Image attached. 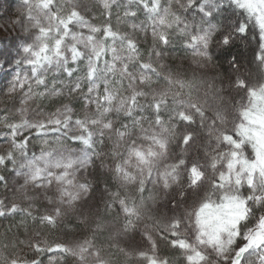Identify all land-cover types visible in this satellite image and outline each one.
I'll return each mask as SVG.
<instances>
[{"label": "trees", "instance_id": "trees-1", "mask_svg": "<svg viewBox=\"0 0 264 264\" xmlns=\"http://www.w3.org/2000/svg\"><path fill=\"white\" fill-rule=\"evenodd\" d=\"M27 2L28 0H0V20H2L0 21V43L2 44L0 64H5L6 61L15 58L16 54H12L11 50L15 49L17 52L15 45L21 41L34 51L47 54L57 60L61 59L59 61L63 62L65 59L59 56L58 45L62 43V37L69 31L97 36L94 37L95 41L102 40L103 46L97 55L93 56L82 45L75 44L69 47L72 55L66 60L69 67L76 66L78 69L73 73V81L76 82V78L79 77V89L73 91L74 84L64 86L57 84V89L63 87L61 95L46 94L43 97L37 95L27 108L32 118L31 121L45 119L49 113L56 112L64 105L72 109L74 120L83 118L85 123L87 119L99 117L101 110H96L94 105L86 108L85 103L91 99L90 88L93 76L99 77V88L101 95H104L106 87L105 78H103L106 71L104 67H108L112 61L115 48L118 50L120 46L132 44L127 43V31L125 32L124 28H120L115 23L116 15L111 11L98 13L103 27L99 33L89 34L87 30L79 28L74 21L83 15L89 16L91 11L97 9L92 7L88 13H82L80 6L83 7V5H79L69 16L72 18L70 23L66 24L60 19L55 20L56 25L53 31L56 35H53L52 30L48 32L42 28L33 27L29 23L31 11L25 6ZM10 3L24 5L14 10ZM202 3L203 0H200L190 8L183 10L186 18H182L180 24L184 26L194 18L199 20L201 15L196 11V6ZM41 4L48 9L50 5L53 14H56L55 0H35L34 8ZM154 4L151 0H134L133 5L139 8L143 5L144 7L140 10L144 8L145 12L150 10L149 13L152 14ZM239 9L241 7L237 6V10L233 11L229 6V0H225L221 14L222 24L210 39L208 58L210 67L208 66L207 70L193 68L194 59L190 53L188 37L186 39L184 35L176 34L177 30L170 32L167 46H165L166 48L173 47V53L164 57L162 67L157 66L154 55L161 48V44L156 41L151 32L147 31V34H139L135 37L133 45L137 58L134 59L131 67L153 71L155 77L153 78V75L147 82L139 84V88L134 89L129 86V80L126 78H117L111 83V90L115 93L119 105H114V109L106 116L114 129V134L113 132L106 134L108 132L104 129L103 131L106 132L104 136L114 137L115 132L116 134L118 132L135 134L143 130V127L153 125L156 121L169 128L176 126L172 132L170 131L169 145L171 146L168 149L174 171L180 174L179 182L168 193L175 204L174 208L183 202L193 203L197 200L204 191V181L213 177L208 171L207 153L208 146L213 143L209 129L216 128L212 119L215 114L219 113L226 117L227 124L222 127L226 133L224 139L239 142L247 152L248 158H255L253 146L238 135L235 124L241 117V112H238L240 105L250 96L252 87H262L261 94L264 96L262 92L264 90V60L258 59V42L253 39L256 29L252 23H249L250 31L246 37L235 36L227 49L219 44L221 35L226 29L244 19L246 13L250 15L245 9L242 8L243 11ZM142 14L145 13L142 12ZM5 18L8 19L5 20ZM94 23L96 24L95 21ZM40 37L53 44L44 43L43 47L37 48V39ZM233 56L239 61L238 65L231 63L230 58ZM73 57H76L75 65ZM56 62L47 67L54 68ZM89 63H91V70H89ZM13 68L14 64L8 63L0 69V73L4 70L5 72L12 71ZM47 79L48 87L51 89V81L57 77H54L50 70ZM172 79L176 83H172ZM163 80L166 82L170 80L172 95L158 100L153 90L161 87ZM242 84H247L248 87L244 88ZM42 89L43 87H38L39 91ZM134 92L139 94L135 95ZM201 95L204 96L205 101L202 104L192 105L191 109L185 108L184 103L179 101L180 98L184 101L194 98L196 101ZM16 100L17 96H14L9 104L15 103ZM8 106L7 104L3 106L6 114ZM4 112L5 110L0 113V118L4 121L0 127V133L7 132L9 124H22L27 120H16L18 117L16 112L7 116ZM90 129L93 132L94 128ZM64 131L66 135L62 136L59 133H53L47 143L33 139L24 151L13 148L10 142H5L6 138H0V155L7 156L11 152L15 159L14 166L9 164L7 168L0 167V177L6 178V180H0V214L5 219L3 229H0V264H78L66 248L73 242L81 240L89 241L101 254H106L112 264H144V259L127 258L121 249L125 247L127 252L137 254L135 250L138 247L140 250L139 245L143 239L138 230L140 231L143 227H147L148 230L154 228L163 234V229L160 230L156 224L157 219L162 217L155 205L158 191L142 181H137L130 187L125 185L127 183L120 178L118 168L116 169L122 161L120 157L124 152V144L116 143L105 136L106 139L102 146H98L97 143L91 145L94 158L82 175L87 186V194L74 208L63 211L64 219L62 220H59V217L52 219L49 216L50 206L44 201L41 191L34 187L17 189L16 174L23 166L21 160L18 159L19 156L32 158L37 155V152L46 148L52 151L55 148L71 145L74 143L69 139L72 135L68 134L66 129ZM53 135L60 136V140L50 141ZM16 139L20 140L22 137ZM191 166H199L202 169L204 172L202 180L195 181L190 175ZM259 183L256 194L260 193L264 197V170ZM246 194V190L242 189V196L245 197ZM141 199L146 201L145 209L142 211L138 209V206H134ZM247 206L253 209L255 217L264 213V207L255 206L253 200H247ZM127 207H134V213H129V211L124 213L123 209ZM255 217L249 221V225ZM117 229L128 231V235L125 238L116 236ZM238 245V241L230 245L228 251L230 257L235 254L234 249ZM55 249H59L62 257L47 261L56 252ZM170 254L172 262L184 264V260H181L177 253ZM248 264H256V257H249Z\"/></svg>", "mask_w": 264, "mask_h": 264}, {"label": "rangeland", "instance_id": "rangeland-1", "mask_svg": "<svg viewBox=\"0 0 264 264\" xmlns=\"http://www.w3.org/2000/svg\"><path fill=\"white\" fill-rule=\"evenodd\" d=\"M151 1L155 3L152 14L149 13L150 10L147 12L144 8L140 10L141 7H144L143 5H140V8L139 6L136 7L137 5L134 6V0H55L56 14H53L54 12L46 6L37 5L34 8L35 0H31V2L28 0L25 5L31 11L29 23L33 27L42 28L48 32L52 30L53 35H56V32L53 31V27L56 25L55 20L60 19L66 24L70 23L72 18L69 16L79 5H83V7L80 6L82 13H88L92 7L97 9L91 11L89 16L83 15L74 21L79 28L87 30L89 34H97L103 27V22L100 21L98 13L103 14L112 11L116 15L115 23L120 28H124L125 32L127 31V43H132L120 46L118 50L116 48L113 50L114 54H111L112 61L108 64V67H104V71L106 68L103 77L106 85L104 95H101L102 92L99 88V77L93 76L90 88L91 99L85 102L86 108H89V105H94L96 110H101V115L87 119L85 123L83 118L72 119V109L70 113L65 115L64 119L70 121L71 128L70 131L67 130V133L77 137L78 143L55 148L52 151L46 148L36 153V157L44 152L52 159L64 158L66 161H71V166L54 167L50 169V173L35 175L34 170L28 165L31 158L22 155L18 158L23 166L21 171L16 174L17 189L23 190L24 188L34 187L41 191L44 201L50 206L49 216L52 219L58 217L59 220L64 219L63 211L74 208L87 194V186L82 175L94 158L91 145L97 143L98 146H102L105 139L109 137L105 135L107 136L105 138L104 134L106 132L104 131L109 134L114 130L106 117L114 109V105H119L115 93L111 90L112 81L117 78H126L129 80V86L134 89L139 88V84L147 82L154 75L153 71L131 67L134 59L137 58L133 45L137 35H144L149 31L156 41L161 44V48L154 55L157 66L162 67L164 57L173 53V47L166 48L167 44L162 42V38L166 37L168 39L170 32L173 30H177L176 34L180 33L186 39L188 37L190 53L194 59L193 68L205 71L210 65L208 60L210 56L209 43L214 32L222 24L221 15L213 18L215 20V24L212 26L214 30L209 36L207 46H205L199 40L194 39V37L209 31V26L202 17L199 20L194 18L184 26L180 24L182 18H186L182 11L190 8L200 0ZM203 3H205V0H203ZM10 5L14 10H17L23 7L24 4L10 3ZM237 6L245 9L250 15L254 14L257 24L264 25V0H239ZM150 8L152 7L150 6ZM142 12L145 14L143 15ZM0 21L2 22V20ZM217 25H219L218 28ZM94 37L84 32H67L62 37V43L58 45L59 56L62 59H70L72 54L69 47L75 44L82 45L90 51L92 56L97 55V52L103 46L102 40L95 41L97 36ZM92 38L94 39L91 40ZM37 42V48L43 47L44 43L53 44L48 40H42L41 37L37 39ZM1 45L0 43V48ZM11 52L16 54L15 49H12ZM56 61L57 59L53 58L52 64ZM11 78L12 71L5 72L4 70L1 72L0 88L5 87ZM180 81L183 82L184 80L180 79ZM171 82L173 83L174 80L172 79ZM261 89L262 87L259 86L250 89V96L243 100L240 105L238 112H241V117L235 124L238 135L253 146L255 158L249 159L247 152L240 146L239 142H230L228 139H224L226 133L222 130V127L227 124L226 117L219 113L215 114L212 119L216 128L209 129V135L212 136L213 143L208 146L207 153L209 157L208 171L213 177L204 181V191L193 203L183 202L177 205V208H174L175 204L171 201L170 194L168 195L172 187L180 180V174L174 171L168 151L169 146H171V144L169 145L170 131L172 132L176 128L175 125L169 128L156 121L153 125L143 127V130L135 134L123 132L116 134L115 132L114 137H109L116 143L124 144V152L120 157L122 161L116 167L120 173V178L129 187L137 181H142L148 186L156 188L158 192L155 205L158 213L162 216L157 219L156 224L160 230L163 229V234H160L154 228L148 230L147 227H143L140 231L138 230L143 237L139 245L140 250H138V247L135 250L137 254H131L124 247L121 250L124 251L127 258L132 260L144 259V264H175L172 262L170 254L174 252L179 255L181 260H184V264H231L230 259L226 260V257L230 258V252H228L230 245L223 250V253L220 252L219 245L221 242L228 240L229 232L243 217L245 198L250 195L263 197L260 193L256 194L264 170V96L261 94ZM170 90H172L170 80L168 82L163 80L161 87L155 88L153 93L160 100L172 95ZM33 91L34 93L40 92L36 86H34ZM134 93L135 95L139 94ZM21 95L22 90L20 88L8 95L0 93V113L5 110L4 113L6 114V109L3 106L7 104L9 106L6 116L13 115L16 112L18 113L16 120L22 119L24 121L27 119L26 121H31L32 118L27 108L37 95H33L32 99L27 100L25 103H21ZM14 96H17L16 102L9 104ZM179 101L184 103L185 108L191 109L192 105L202 104L205 98L201 95L196 101L194 98H189L187 101L180 98ZM3 123V119L0 118V127ZM91 127L94 128L93 132L90 129ZM84 139L88 140L87 144L83 143ZM55 140H60V136L53 135L50 138V141L56 142ZM189 172L195 181H200L204 177V172L199 166H191ZM57 176L62 179L57 180ZM250 183L253 187H249ZM242 189L246 190L245 197L242 196ZM143 199L137 205H134L138 206L141 211L145 209L146 201ZM254 204L258 206L255 202ZM134 209V207H127L123 209V212L134 213ZM4 222L5 219L0 214V229H3ZM127 232L126 230L117 229L115 234L125 238L128 235ZM66 249L78 264H112L106 254H101L96 247L86 240L75 241L68 245ZM55 250L56 252L47 261L50 262L62 257L61 252L58 251L59 249Z\"/></svg>", "mask_w": 264, "mask_h": 264}, {"label": "snow or ice", "instance_id": "snow-or-ice-1", "mask_svg": "<svg viewBox=\"0 0 264 264\" xmlns=\"http://www.w3.org/2000/svg\"><path fill=\"white\" fill-rule=\"evenodd\" d=\"M239 0H229V6L233 11L237 10ZM225 0H205V3L196 6V11L199 12L202 19L209 26V31L204 32L202 35L194 37L199 40L205 46H207L209 36L214 30L212 26L215 24L213 19L215 16H220L224 10ZM43 7V4H41ZM49 5V10H50ZM243 11V9H239ZM8 18H5V20ZM249 23H252L256 29V34L253 39L258 42V59L264 60V25L257 24L255 22V16L245 14V18L234 23L229 29H226L221 35L219 44L222 48L227 49L233 42L235 36L246 37L250 31ZM219 25H217V28ZM162 42L167 44V38H162ZM16 46L17 52L15 58L6 61L5 64H0V69H3L8 63L14 64L12 69V78L9 83L0 88V93L8 95L15 92L17 88L22 90L21 103L27 102L32 99L33 95H39L41 97L46 94L50 96H59L63 92V87L56 88L57 84L62 86L74 84L72 90H78L80 85L78 83L79 77L76 78V82L73 81V73L78 69L76 66L69 67L68 61L65 59L62 63L57 60L55 67L50 68L53 63V58L47 54H41L40 52L33 51L25 42L21 41ZM233 65H238L239 61L236 57L230 58ZM76 63V57H73V64ZM51 73L57 79L51 81V89L48 87V73ZM89 70H91V63H89ZM43 87V91L34 93L33 88ZM247 88V84L241 85ZM264 92V90H262ZM23 110V109H21ZM71 112V108L68 105H64L62 108L57 109L56 112L49 113L45 119L26 121L22 124H9L8 131L0 133V138H6L5 142H10L11 146L22 151L26 150L31 144L33 139L39 140L43 143H47L48 138L53 133H59L61 136L66 135L65 129L70 131V121L64 119L65 115ZM79 123V121H77ZM17 137L22 139L17 140ZM74 143L78 138L75 136L69 137ZM82 139V138H81ZM84 144L88 143V140H83ZM11 165H15V159L11 152L5 155H0V167L7 168ZM28 165L35 172V175H41L43 173H50L51 168L70 167L71 161H66L64 158L52 159L44 152H41L39 157L33 156ZM57 180L62 179L57 176ZM0 180H6L5 177H0ZM249 187H253L250 183ZM247 200H253L258 206L264 207V197L249 196L245 198V210L243 217L239 222L235 224V227L229 232L228 240L223 241L219 245V250L223 253V250L233 244L239 242L238 247L234 249L235 254L230 258L231 264H248V259L251 256L256 257V264H264V213L255 217L253 209L247 206ZM254 221L249 225V221ZM50 219V218H49Z\"/></svg>", "mask_w": 264, "mask_h": 264}]
</instances>
